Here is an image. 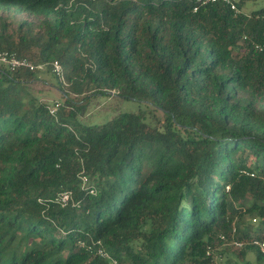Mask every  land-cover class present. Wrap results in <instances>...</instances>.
<instances>
[{"label": "trees", "instance_id": "obj_1", "mask_svg": "<svg viewBox=\"0 0 264 264\" xmlns=\"http://www.w3.org/2000/svg\"><path fill=\"white\" fill-rule=\"evenodd\" d=\"M234 1L0 0V49L67 80L52 114L0 64V264H214L235 222L264 264V7ZM111 94L138 109L82 118Z\"/></svg>", "mask_w": 264, "mask_h": 264}, {"label": "rangeland", "instance_id": "obj_2", "mask_svg": "<svg viewBox=\"0 0 264 264\" xmlns=\"http://www.w3.org/2000/svg\"><path fill=\"white\" fill-rule=\"evenodd\" d=\"M264 7V0H245L243 10L247 13H251L252 10L261 9ZM38 81H36V88L39 91L40 96L44 101L49 103L62 102L63 94L58 89L57 79L53 76L52 72L46 70L37 72ZM78 98V97H76ZM119 104L123 109H138L137 102L130 100L122 102L120 98L115 94L94 97L88 105L87 114L82 118L91 122H103L110 119L116 112L115 107ZM249 202V199L246 200ZM236 223V222H235ZM234 223V225H235ZM236 226V225H235ZM216 252L218 257L215 258L214 264H226L229 261L236 264H258L256 262L257 250L252 248L246 255L241 256V250L233 245L223 244L221 242H215ZM263 264V263H259Z\"/></svg>", "mask_w": 264, "mask_h": 264}, {"label": "built area", "instance_id": "obj_3", "mask_svg": "<svg viewBox=\"0 0 264 264\" xmlns=\"http://www.w3.org/2000/svg\"><path fill=\"white\" fill-rule=\"evenodd\" d=\"M226 2L231 5V7L235 10H237V5L234 0H197V4L195 5L194 10L197 11L199 7L202 5L208 4L210 2ZM0 64L6 66L8 69L14 71L17 69H28L30 71L35 72H41L46 71L48 68L51 67L52 72L56 74V76L63 82L64 85H67V80L65 77V70L62 65V63L59 60H54L52 62H35L29 57H23L19 56L16 52H11L8 50L0 49ZM60 106V102H56L51 108V113L56 114V111L58 107ZM246 173H250L249 171H245ZM254 175V173H251ZM72 197V191L71 190H64L61 191L56 200L61 202L63 205L67 204L68 201ZM237 227L233 225L232 230L230 233L221 232L218 238V242H221L223 244L233 245L234 247L241 249L243 246L247 244L245 240H239L236 238L237 234ZM216 241V242H217ZM250 243H252L254 246L258 247L263 253H264V238H252L250 240ZM83 246H86V244L83 242ZM90 249L91 246H88ZM98 252L101 255L109 256L108 253H106L103 249H99ZM206 255L209 257H212L213 260L218 257L216 252L215 243L213 244H207L206 246ZM114 264H117L116 260H114Z\"/></svg>", "mask_w": 264, "mask_h": 264}]
</instances>
